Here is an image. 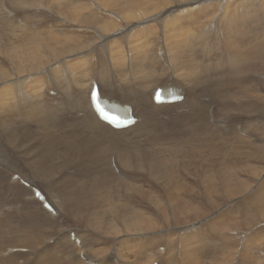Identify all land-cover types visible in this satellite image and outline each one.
<instances>
[{"label":"bare ground","instance_id":"obj_1","mask_svg":"<svg viewBox=\"0 0 264 264\" xmlns=\"http://www.w3.org/2000/svg\"><path fill=\"white\" fill-rule=\"evenodd\" d=\"M9 1L14 8L10 10V15L5 14V16H10V20L8 18L9 21H6V19V23L0 20V152H4L2 155L10 151V146L18 148L25 141V136L30 141L36 140V135L40 132L43 134L40 145L31 147V150L38 154V158L27 162L28 170H36L44 179H54L60 173L61 177L67 178L63 173L66 167L75 166L77 161L90 157V161H94L96 166L103 162L109 174L120 184L125 185L126 193H132L138 205L146 207L148 204L153 213L147 215L139 207L128 205L121 199L114 202L112 196L98 189L100 180L93 175H87L84 168L79 171L81 179L70 176L61 181L57 193L51 194L48 190L54 187L58 180L43 185L46 200H50L52 208L54 207L49 211L44 207L43 202L35 197V184L31 183L19 169H15L7 179L6 177L0 179V207L2 206L0 264H13V261L17 260V264H115V260H120L121 256L126 258L131 252L138 251L126 245L132 235H140L146 239L143 243L145 250L151 242L158 243L163 240L158 237L160 232L167 234L168 244L163 245L164 252L159 249L162 244L155 247L156 252H150L152 259L150 264L154 262H157L156 264H229L234 262L236 246L241 245H244L242 257L240 262L236 261V264H254L253 262L257 260L264 262V250L246 246L244 236L248 233L256 235L264 232V228L260 231L254 228L259 220H264V165H242L231 152L222 148L191 150V133L181 139L180 145L161 148L159 158L143 151L138 152L134 148H123L118 142L120 137L132 138L133 134L154 130L158 121L169 128L166 118L175 126L177 119L181 120L188 116L191 120V114L196 119L205 121L206 125L214 126L213 122H216V125L220 124L217 115L229 116L237 106L232 95L223 93L217 87L214 88L212 99L223 98V103L216 113L213 111L212 115L209 114V110L215 105L214 101L206 103L201 100L200 94H198L200 102L191 101V89L200 83L199 76L202 74L194 67L180 74L181 78L183 77L181 82L191 85L188 86L189 92L180 85L169 84L155 86L147 92V95L145 90L148 85L144 83H121L114 87V92L106 90L109 86L104 80L98 81L92 75L88 78V82L90 79L88 92L81 86H77L76 91L74 89L61 92L71 86L67 81L71 71L69 67L74 70L78 68V64L67 66L66 63H60L61 58L65 54H74L81 41L75 33L67 35L68 31H66V35H61V30H65L62 19L75 20L76 10L73 4L79 0ZM93 1L104 6L105 0ZM130 1L113 0L111 4L120 8L119 14L125 20L143 15L141 6L136 5L130 10ZM200 1L203 0H184L183 3L193 6ZM232 1L229 0L228 8L232 5ZM253 1L255 0H247L244 6L238 11L229 13L230 16L224 20L225 25L234 30L236 40L242 41L239 29L242 21L257 20L258 23L264 21V4L261 2L260 5L252 7ZM81 4L85 5L87 10H92L91 2ZM4 5H1L3 9ZM34 6L35 9L46 8L45 10L48 11H53L55 7L62 9L57 18V25L54 24L59 32L48 30L37 21H25L24 9L26 7L33 9ZM197 6L200 10L199 4L195 7ZM15 12L17 17H12ZM261 14H263L262 18ZM22 19L25 21L23 26L20 25ZM119 32L121 31L115 33ZM259 36L260 40L257 41L256 47L254 45L247 50L233 48L242 55L240 68L243 71L254 69L250 64L258 61L264 66V34ZM191 38L194 39L195 36L191 35ZM143 51L144 49L137 45L134 57L141 56ZM145 55L150 54L147 52ZM42 73L51 74L49 83L52 87L48 90L49 84L45 83V76ZM256 74H254L255 79L261 76ZM94 83L98 85L100 99L105 98L108 103L118 104L115 112L126 115L123 107L129 106L132 115L137 118L134 125L115 129L101 120L91 103L90 95ZM158 88L167 91L177 90L180 94L183 92L184 99L173 104H157L153 97ZM45 90H47L46 95ZM52 90L56 91V97L49 95ZM246 96L250 101L256 93L252 89H247ZM180 107H184L185 110L180 112ZM75 109L77 110L72 111ZM218 126L226 128L229 123L225 120ZM64 127L71 130L62 138V134L68 130ZM25 128L28 130L25 131ZM239 130L241 131L240 128ZM157 131L161 130L158 128ZM206 132L216 133L222 139H237L226 138L212 127L206 128L203 133ZM200 134L202 133L194 132L192 135L201 141ZM154 139L153 134L146 136L147 141ZM259 148L264 156V144ZM263 156L261 159L264 162ZM201 161L208 163L204 164ZM4 173L7 172L4 164H1L0 174ZM14 174H19L17 180L12 179ZM190 178H193V182L201 188L200 193L191 188V183L187 182ZM147 179L155 180L151 185L153 191L144 189L138 184ZM241 194H246V198L242 201V204L247 205L244 217L234 208L227 211L230 213H222L210 222L193 224L210 210H214L211 206L204 207L194 203L193 200L200 199L203 205H209L212 199L213 204L219 205L221 200L228 201ZM63 216L68 218L71 228L75 229L74 239L71 235L73 230L66 228L50 239L52 243H46L50 246L47 250L45 245L31 248L25 244L30 241V245H41L47 237L42 226L48 225L50 220H61ZM80 221L105 235L117 237L124 235V238L119 240L120 248H116L108 259L97 261L94 255L85 252L88 250L90 239L79 235L78 229L73 225V222L80 224ZM178 227L183 228L181 230L183 235L179 238L180 243H177V248H181V243L189 246L190 253L186 256L181 253H169L171 244L175 241L173 230ZM147 234H154L155 239L152 237L149 240ZM211 240L217 241L216 247L212 246ZM248 240L250 243L256 241L255 238ZM257 241L264 245V242ZM13 245L18 247H12ZM8 250L9 253H15L8 257L6 255ZM111 250L112 247H105L91 252L96 256L105 257ZM214 251L222 252L221 263L213 256ZM117 253L119 255L113 260ZM127 259L130 260L129 264H133L130 257ZM119 264L123 263L119 262Z\"/></svg>","mask_w":264,"mask_h":264},{"label":"rangeland","instance_id":"obj_2","mask_svg":"<svg viewBox=\"0 0 264 264\" xmlns=\"http://www.w3.org/2000/svg\"><path fill=\"white\" fill-rule=\"evenodd\" d=\"M84 2H91L93 5L92 10H87L85 5L81 4ZM183 2L184 0H131L130 10H133L136 5L143 8V15L140 17L137 15V17H134L135 20H133L134 18H131V20L123 19L119 14L120 8L117 5L114 7L111 5L113 0H105L104 6L98 2L94 3L93 0H79L76 4H73L76 10L75 20L66 21V19H62V22L65 23H63V28L65 30H61V35H66V31H68L67 35L75 33L81 38V41L74 54H65L64 57L61 58L62 60L60 63H66L67 66L68 64L69 66L71 64H78V68L74 70L72 67H69L71 71L68 74L67 81L71 83V86L69 89L62 90L61 92L73 91L74 89L76 91L77 86H81L83 90L88 92V84L90 83V79L88 82V78L90 75L97 78L98 81L104 80L109 86L106 90L109 91H114V87L121 83H144L148 85V88L145 90L146 93L150 92L155 86L169 84L180 85L189 92L190 88L188 86L191 85L183 84L181 82L183 77L181 78L180 74L188 68L194 67L202 74L199 76L200 83L191 89V101L200 102L198 98V94H200L202 101L206 103L211 101L215 102V105L209 110V114L212 115L213 111L216 113L223 103V98L218 99L216 97V99H212L214 88L217 87L219 90H222L223 93L231 94L232 98L236 101L237 106L232 110V114L229 116H224L223 114L217 115L220 124L216 125V122H213L214 126L206 125L205 121L196 119L192 114L191 120L188 116L181 120L177 119L176 126L166 118V122L169 123L168 127L172 130L163 126L161 122L158 121L154 130L150 129L146 132L133 134L132 138L120 137L118 139L120 146L126 149L134 148L138 152L143 151L154 155L155 158H159L161 155V148L177 144L180 145L181 139L191 133V150L222 148L231 152L239 159L242 165H264L261 159L263 154L259 148L264 144V66L261 61H258L250 64L254 69L250 71L241 70L240 62L242 55L237 49H233L241 48L242 50H247L254 45L256 47L257 41L260 40L259 35L264 34V21L259 23L257 20H252L251 22L242 21L239 25L242 41H239L234 38V30L225 25L224 20L230 16L228 15L229 13L238 11L244 6L247 0H233L229 8V0H203L193 6H187ZM261 2L264 4V0H255L251 3V6L260 5ZM11 4L9 0H5L4 2L0 1V9L2 8L1 5H4V9H2L4 11L6 9L7 11L6 13V11L0 10L1 21L5 22L6 19V21L10 20V16L6 17L5 14L10 15V10L14 8L13 4ZM198 4L201 7L200 10L198 6L195 7ZM204 6L206 8H202ZM35 8L36 6H34L33 9L27 7L24 9L25 12L23 13L28 18L24 16L25 21H37V23L40 22L39 24H43L42 27L53 30L54 32H59L55 25H57V18L62 9L60 7H55L53 11H48L45 10L46 8ZM2 12L4 13L2 14ZM12 17H17L16 12ZM262 17L263 14H261V18ZM113 18L115 20H113ZM24 19L20 21V25L22 26L25 25ZM118 30L121 32L115 33ZM191 35H194L195 38L192 39ZM230 40H233V42ZM137 45H139L140 48L142 47L144 51L141 56H136L135 58L134 50ZM147 52H149L150 55H145ZM78 73L80 74L79 76L77 75ZM42 74L45 76V83L49 84L48 90L52 87L49 83L51 74ZM254 74L261 75L262 77L258 76L255 79ZM77 82L83 84L75 85ZM128 86L132 87L131 84H128ZM247 89H252V91L256 93V96L250 101L246 96ZM47 90L44 91L45 95L47 94ZM51 92H53V94L51 93L49 95L56 97V91L52 90ZM119 96L121 97V95ZM179 109L180 112L185 110L184 107H180ZM76 110L77 109L72 111ZM184 114L185 113H183V115ZM225 120L229 123L228 127L218 126L222 125ZM23 123H25V121H23ZM208 127L214 128L217 133L226 138L237 139L227 140L220 138L216 133H203ZM64 128L68 130L62 134V138L71 130L68 127ZM158 128L161 131H157ZM25 129V131H27L30 127ZM194 132L202 133L200 134L201 141L193 137L192 134ZM149 134H153L155 139L147 141L146 136ZM42 137L43 134L40 132H38L36 140L34 141H30L29 138L25 136V141L20 144L18 148L10 146L9 154L5 153L2 155L4 152H0V166L4 164V169L7 172L0 174V179L4 177L7 179L15 169H19L31 183H34L35 186L42 191H45L44 186L47 183L58 180V183L48 190L49 193L53 194L57 193L60 189V182L68 177L71 176L74 179H81L79 171L84 168L87 175H93L100 180L98 189H102L105 194L112 196L114 202L121 199V201L128 205L139 207L147 215L153 213L148 204L146 207L140 206L137 204V200L133 198L132 193H126L125 185L120 184L109 174L103 162H101L99 166H96L94 165V161H90V157L77 161L75 166L66 167L63 173L67 178L61 177L60 173L54 179H44L36 170H28L27 162L38 158V154H35V152L31 150V147L39 146L43 139ZM201 163L207 164L208 162L201 161ZM31 167L34 168L33 166ZM72 168H74V171H72ZM143 178L146 179V177ZM148 179L140 181L138 184L144 189L153 191L151 185L155 183V180L148 181ZM193 180V178H190L187 182L191 183L192 189L200 193L201 188L197 186ZM103 186H105V188H103ZM245 198L246 194H241L228 201L221 200L219 205L213 204L212 199L209 205H203L200 199L193 200L196 204L214 208V210H210L202 219L195 221L193 224L198 225L210 222L222 213H226L234 208L238 209L240 212L234 213H239V215L243 214L244 217L247 205L242 204V201ZM161 201L164 203L162 198ZM249 204L248 202V208L250 206ZM228 213L230 212H227V214ZM53 222L56 226L42 227L47 233V237L42 243H52L50 239L57 236L59 232L66 228H69L71 231L73 230L72 232L75 230L71 228V223L66 216H63L61 220L58 219V221ZM77 224L73 222L74 227L78 229L77 233L90 239L88 250L85 252L89 255H94L97 261H102L105 258L108 259L116 248H120L119 240L124 238V235L118 237L114 235H105L85 226L81 221L80 224ZM263 224L264 220H259L254 226L255 230H262L264 228ZM189 225H191V223ZM182 229V227H178L173 230L172 235H174L175 241L171 244L170 254L181 253L186 256L187 253H190V247L183 243H181L180 249L177 248V243H180L179 238L183 235V233H181ZM130 234H132V232ZM153 235L154 234H147L148 239L150 240L152 237L155 239ZM244 236L246 246L249 245L252 249L257 248L264 250V245H261V243L257 241L260 240L264 242V232L256 235L248 233ZM158 237L163 240L158 243L151 242L144 250L143 243L146 239H143L140 235H132L126 245L138 251L131 252L126 258L121 256V259L115 260L116 263H114L119 264V262H121L123 264H129L130 260L127 258L130 257L133 264H150L152 262L150 252H156L155 247L159 244H162L159 249L161 252H164L165 246L163 245L168 244L166 233L160 232L158 233ZM249 238H255L256 241L250 243L248 240ZM211 241L212 246L216 247L217 241ZM25 244L34 248L33 245ZM12 247L18 246L13 245ZM49 247L50 246H48V248ZM105 247H112V250L105 257L96 256L91 252ZM243 248L244 245L236 246L235 251L237 253L234 254V262H230L229 264H236V261L240 262ZM13 253L15 252L9 253L8 250L6 255L9 257V255ZM3 255L5 254L3 253ZM117 255H119V253L114 256L115 258H113V260L117 258ZM213 256L219 259V263L222 262L220 258L222 257V252L216 253L214 251ZM17 262L18 260L16 262L13 261V264H17ZM253 263L264 264V262L260 260Z\"/></svg>","mask_w":264,"mask_h":264},{"label":"crops","instance_id":"obj_3","mask_svg":"<svg viewBox=\"0 0 264 264\" xmlns=\"http://www.w3.org/2000/svg\"><path fill=\"white\" fill-rule=\"evenodd\" d=\"M10 153V151H7L6 152V154H9ZM44 226H50V227H54V226H56V224L52 221V220H50V223L48 224V225H44ZM43 227V226H42ZM30 242V241H29ZM29 242H26L27 244H30ZM46 243L47 242H45V243H42L41 245H39V246H34V248H37V247H41L42 245H45L46 247H45V250H47L48 249V246L49 245H46Z\"/></svg>","mask_w":264,"mask_h":264}]
</instances>
